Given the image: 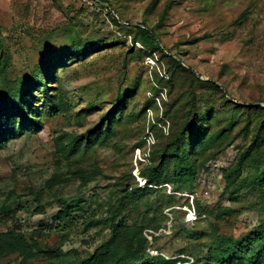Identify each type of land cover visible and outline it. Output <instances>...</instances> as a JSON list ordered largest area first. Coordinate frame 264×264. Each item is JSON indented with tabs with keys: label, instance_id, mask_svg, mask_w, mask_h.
Instances as JSON below:
<instances>
[{
	"label": "rangeland",
	"instance_id": "rangeland-1",
	"mask_svg": "<svg viewBox=\"0 0 264 264\" xmlns=\"http://www.w3.org/2000/svg\"><path fill=\"white\" fill-rule=\"evenodd\" d=\"M154 1L0 0V90L6 78L30 76L43 62L60 60L57 51L72 42L94 40L67 65L60 64L54 78L47 76L63 111L43 114L37 132L22 133L0 149V207L13 208L12 217L2 219L0 213V228L15 218L27 236L57 256L40 254L23 263L15 253L0 258V264L79 263L111 235L110 222L87 227V221L111 215L127 184H143L138 174L148 164V151L171 129L165 111L187 85L179 76L170 81L172 71L161 51L150 53L134 42L135 25L146 22L154 28L168 54L202 79H214L230 99H261L264 105V0ZM129 87L126 118L115 125L111 139L71 157L58 152V136L81 135L93 128ZM44 93L42 87L32 91L31 102L41 110L51 107ZM246 142L236 137L208 162L192 186L167 184L124 210L127 223L146 225L151 255L185 259L176 264H203L198 260L205 258L216 227L237 237L264 224V197L254 188L253 169L226 188L225 173ZM66 202L74 204V211L58 219ZM197 203L205 214H196ZM156 224L160 226L153 227ZM189 232L203 235L197 238Z\"/></svg>",
	"mask_w": 264,
	"mask_h": 264
},
{
	"label": "trees",
	"instance_id": "trees-1",
	"mask_svg": "<svg viewBox=\"0 0 264 264\" xmlns=\"http://www.w3.org/2000/svg\"><path fill=\"white\" fill-rule=\"evenodd\" d=\"M157 1L155 0L153 5ZM172 5L171 2L164 9L159 21L163 22ZM112 19L124 26L115 16H112ZM132 35L134 42L141 43L150 53L161 51L162 55L168 58V66L172 71L170 81H175V77L179 76L182 83L187 85V90H184L181 96H177L165 111L171 122V129L169 134L157 138V142L151 147L150 152L148 151V164L141 168L138 174L143 184L139 185L137 182L127 184L125 190H122L119 206L112 208L111 215L87 221V227L100 222H110V237L101 242L92 254L75 264H176L178 261H185L182 258L167 259L161 254L151 255L148 251L146 225L129 224L122 218V213L138 199L158 192L159 188L167 184H173L177 188L192 186L208 162L223 152L236 137L244 138L247 142L236 164L225 173L226 188L229 189L239 183L246 169H253L254 188L261 190L264 197V105L261 103L263 101L259 99L254 103H243L227 97V92L214 79H202L183 65L176 56L168 54L161 45L159 33L146 22L135 25ZM90 45H94V40L72 42L68 49L57 51L61 55L60 60L43 62L30 76L4 80L3 88L0 90V149L22 133L37 132L43 125L41 120L43 114L54 116L57 112L63 111L58 99L59 94L50 92L47 78H54L60 64L67 65L75 53L86 50ZM1 46L0 39V49ZM162 81L163 79L160 82ZM34 87L44 89L46 104L51 107L48 109L44 107L41 110L31 102V97L34 98L32 94ZM130 90L132 91L129 87L118 96L115 105L103 114L102 120L93 128L81 135L58 136L55 140L58 152L71 157L86 152L97 143L103 144L111 139L115 125L126 118L123 114L125 97ZM179 98L183 101L179 102ZM142 144L143 142H140L137 145L139 147ZM130 177L134 178L132 174ZM74 207L73 203H63L58 212V219L70 217ZM196 209L198 216L207 211L199 203ZM12 211L10 205H2L0 207L2 219L12 217ZM223 214L221 211L218 218ZM5 225L4 228H0V258L18 253L22 257L21 262L25 263L40 254L50 259L57 256L52 249H42L34 236H27L15 218L11 221L6 220ZM159 226L153 225L155 228ZM189 233L190 236L194 235L197 238L203 235V232ZM203 257L205 258L198 262L264 264V224L253 227L237 237L222 234L216 227Z\"/></svg>",
	"mask_w": 264,
	"mask_h": 264
}]
</instances>
